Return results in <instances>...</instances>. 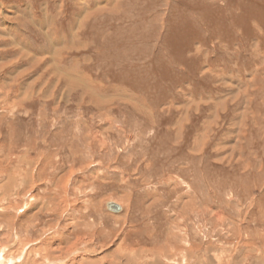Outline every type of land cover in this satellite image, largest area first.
<instances>
[{
	"label": "rangeland",
	"instance_id": "rangeland-1",
	"mask_svg": "<svg viewBox=\"0 0 264 264\" xmlns=\"http://www.w3.org/2000/svg\"><path fill=\"white\" fill-rule=\"evenodd\" d=\"M19 256L264 264V0H0V264Z\"/></svg>",
	"mask_w": 264,
	"mask_h": 264
},
{
	"label": "water",
	"instance_id": "water-1",
	"mask_svg": "<svg viewBox=\"0 0 264 264\" xmlns=\"http://www.w3.org/2000/svg\"><path fill=\"white\" fill-rule=\"evenodd\" d=\"M105 207L108 211L112 212V213H119L122 211V207L120 205H118L115 202H107L105 203Z\"/></svg>",
	"mask_w": 264,
	"mask_h": 264
},
{
	"label": "bare ground",
	"instance_id": "bare-ground-1",
	"mask_svg": "<svg viewBox=\"0 0 264 264\" xmlns=\"http://www.w3.org/2000/svg\"><path fill=\"white\" fill-rule=\"evenodd\" d=\"M50 246H51V245H50ZM39 251H41V249H40ZM44 252H45V251H44ZM4 253H6V252H4ZM33 254H34V255H37L38 253H35V251H34ZM43 256H44V255H43ZM8 257H9V256H8ZM13 257H14V256H13ZM21 257H22V256H19V258H16L15 260H13V258H12V259H9V258L6 259V258H5L7 262H6L5 259L3 258L2 260H3L4 262H3L2 264H12V263H13V264H17L18 262H16V260H17V259L20 260ZM37 257H38V255H37ZM49 259H50V258H49ZM49 259H48V260H49ZM51 259H52V258H51ZM18 260H17V261H18ZM32 260H33V259H32ZM0 261H1V260H0ZM14 261H15V263H14ZM33 261H34V260H33ZM33 261H32L31 263H32V264H33V263L36 264L37 259H35L34 262H33ZM9 262H10V263H9ZM42 262H43V261H42ZM47 263H48V262H47Z\"/></svg>",
	"mask_w": 264,
	"mask_h": 264
}]
</instances>
